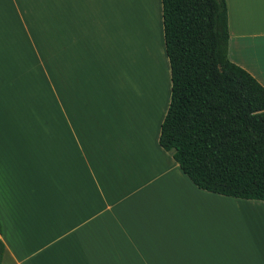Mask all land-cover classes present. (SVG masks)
<instances>
[{
  "label": "crops",
  "instance_id": "0c3cea01",
  "mask_svg": "<svg viewBox=\"0 0 264 264\" xmlns=\"http://www.w3.org/2000/svg\"><path fill=\"white\" fill-rule=\"evenodd\" d=\"M226 2L229 58L264 86V0ZM152 3L154 45L141 49L146 22L131 12ZM160 4L0 0V264H264V201L197 187L159 143ZM124 49L142 63L134 93L120 87ZM156 49L158 85L143 65ZM236 205L260 208L255 222L224 228Z\"/></svg>",
  "mask_w": 264,
  "mask_h": 264
},
{
  "label": "trees",
  "instance_id": "16d2710c",
  "mask_svg": "<svg viewBox=\"0 0 264 264\" xmlns=\"http://www.w3.org/2000/svg\"><path fill=\"white\" fill-rule=\"evenodd\" d=\"M161 4L171 93L160 145L197 187L264 201V86L229 58L226 0ZM3 252L0 238V263Z\"/></svg>",
  "mask_w": 264,
  "mask_h": 264
},
{
  "label": "rangeland",
  "instance_id": "374dc122",
  "mask_svg": "<svg viewBox=\"0 0 264 264\" xmlns=\"http://www.w3.org/2000/svg\"><path fill=\"white\" fill-rule=\"evenodd\" d=\"M140 7V11L141 13H143L144 17H135V12H137V9H135V11L131 12L132 16H133V21L135 22V18H137L140 22L144 19V22H146V28L144 27L143 30L140 29L141 26H137V30H138V36L140 37L139 39L142 41L143 45L141 47L142 48H149L147 43L149 42L151 45H154V34L156 33V22H155V16L159 17L158 13V5L156 6L151 5H139ZM154 7H155V12H154ZM161 7V4H160ZM146 8L148 9V13L146 12ZM139 15V14H138ZM137 23V22H135ZM143 25V24H142ZM143 27V26H142ZM146 29H147V33H146ZM147 34V35H146ZM146 35V37H145ZM149 44V46H150ZM153 49H155V47H153ZM153 49H149L150 51H152ZM136 54V53H135ZM136 55H134V57L130 54H128V52H126V50H122L121 53V61H120V66H119V72L121 75V79L119 80V82L122 84H120V87L122 89L123 93H134V90H137L138 87H145V84L140 86L141 83V78H140V74L138 75L137 73L139 71H141V65L142 63H140V59L139 57H135ZM158 61H160V59L158 58V52L156 49V53L154 56V60L152 62H144L143 61V65H148V75L149 78L151 79V82H154L155 84H159L160 80H161V76H160V68L158 65ZM163 64V62H161ZM160 64V63H159ZM152 71V72H151ZM145 80H147L146 78L142 81L143 83H145ZM148 81V80H147ZM150 83V82H148ZM149 86V90L148 93L149 95H152L153 91H154V84ZM152 91V92H151ZM35 94H39L38 91H34V95ZM129 95V94H128ZM247 206H239L234 207V210H225L224 213V220L223 223L220 221V224L223 225V227L227 228V227H231V226H236L237 222L238 223H243V222H253L254 220H250L247 216H251L250 218H254L252 216H254L253 214H256L257 212H259V209H251L248 210L246 208ZM264 210V209H262ZM246 214H251V215H246ZM255 222V221H254ZM257 222V221H256ZM258 223V222H257ZM222 225L220 227H222Z\"/></svg>",
  "mask_w": 264,
  "mask_h": 264
},
{
  "label": "bare ground",
  "instance_id": "6f19581e",
  "mask_svg": "<svg viewBox=\"0 0 264 264\" xmlns=\"http://www.w3.org/2000/svg\"><path fill=\"white\" fill-rule=\"evenodd\" d=\"M152 60V59H151ZM152 72V71H151ZM155 86V85H154ZM155 88V87H154ZM152 92V91H151Z\"/></svg>",
  "mask_w": 264,
  "mask_h": 264
}]
</instances>
